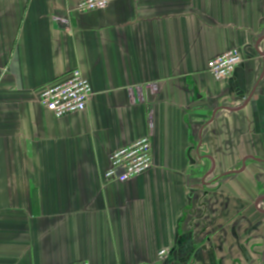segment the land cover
Instances as JSON below:
<instances>
[{
  "label": "crops",
  "instance_id": "1",
  "mask_svg": "<svg viewBox=\"0 0 264 264\" xmlns=\"http://www.w3.org/2000/svg\"><path fill=\"white\" fill-rule=\"evenodd\" d=\"M79 1L0 0V264H255L264 0ZM231 49L243 62L216 81L208 63ZM76 68L94 94L56 118L38 93ZM144 136L152 169L106 182L109 155Z\"/></svg>",
  "mask_w": 264,
  "mask_h": 264
},
{
  "label": "built area",
  "instance_id": "2",
  "mask_svg": "<svg viewBox=\"0 0 264 264\" xmlns=\"http://www.w3.org/2000/svg\"><path fill=\"white\" fill-rule=\"evenodd\" d=\"M109 3L110 0H81L74 10L80 12L99 10L106 8ZM72 12L69 11L65 17L55 18V21L69 28ZM242 62L240 50L231 49L209 61L208 73L216 81L225 80L234 74V70ZM93 94L91 81L85 77L81 69L76 68L70 71L63 80L42 89L38 93V102L56 118H63L66 115L87 110ZM152 166V142L148 136H144L131 142L130 145L118 148L109 155V167L106 169L104 179L106 182L126 183L145 174L152 169ZM168 254V249H162L158 253V258L165 260ZM79 264L89 263L85 261Z\"/></svg>",
  "mask_w": 264,
  "mask_h": 264
},
{
  "label": "flooded vegetation",
  "instance_id": "3",
  "mask_svg": "<svg viewBox=\"0 0 264 264\" xmlns=\"http://www.w3.org/2000/svg\"><path fill=\"white\" fill-rule=\"evenodd\" d=\"M259 223L261 224L262 222H256L253 224V226L258 227V226H260ZM263 227H264V223H263ZM255 239L257 241H259L261 239L263 241L262 244H264V236L261 238H259L257 236H252V238H250V239L248 238L246 242L250 245V243H252V241H256ZM256 244L259 245L260 242L252 244V246H250L251 253L254 252V253H256L255 255H257V260L255 261V264H264V250H262V251L257 250L258 247L256 246Z\"/></svg>",
  "mask_w": 264,
  "mask_h": 264
}]
</instances>
